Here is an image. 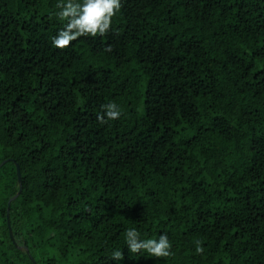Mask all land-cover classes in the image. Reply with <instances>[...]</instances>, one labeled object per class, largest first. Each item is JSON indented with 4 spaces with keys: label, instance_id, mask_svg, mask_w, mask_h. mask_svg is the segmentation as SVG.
Returning <instances> with one entry per match:
<instances>
[{
    "label": "trees",
    "instance_id": "trees-1",
    "mask_svg": "<svg viewBox=\"0 0 264 264\" xmlns=\"http://www.w3.org/2000/svg\"><path fill=\"white\" fill-rule=\"evenodd\" d=\"M57 2L0 0V264H264V0H121L65 49Z\"/></svg>",
    "mask_w": 264,
    "mask_h": 264
},
{
    "label": "clouds",
    "instance_id": "clouds-1",
    "mask_svg": "<svg viewBox=\"0 0 264 264\" xmlns=\"http://www.w3.org/2000/svg\"><path fill=\"white\" fill-rule=\"evenodd\" d=\"M55 16L63 22V27L52 36L51 45L56 49H65L81 37H104L109 32L113 17L121 9V0H58ZM97 120L101 123L118 120L122 112L116 103L101 106ZM124 244L129 253L145 252L153 258H167L172 255V244L167 234L161 233L158 238H142L136 228H128L124 233ZM203 252L202 247L195 249ZM121 249L113 250V260L122 258Z\"/></svg>",
    "mask_w": 264,
    "mask_h": 264
},
{
    "label": "water",
    "instance_id": "water-1",
    "mask_svg": "<svg viewBox=\"0 0 264 264\" xmlns=\"http://www.w3.org/2000/svg\"><path fill=\"white\" fill-rule=\"evenodd\" d=\"M4 163H5V161L1 162L0 166H2ZM17 174H18V181L20 182L21 181V177H20L21 175H20V170H19L18 165H17ZM7 222H8L10 236L13 238L12 231L10 228V222H9L8 214H7Z\"/></svg>",
    "mask_w": 264,
    "mask_h": 264
}]
</instances>
